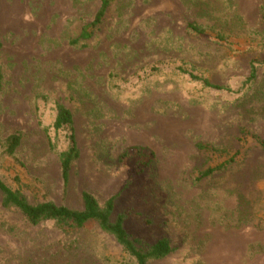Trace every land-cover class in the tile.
I'll list each match as a JSON object with an SVG mask.
<instances>
[{
    "label": "rangeland",
    "instance_id": "rangeland-1",
    "mask_svg": "<svg viewBox=\"0 0 264 264\" xmlns=\"http://www.w3.org/2000/svg\"><path fill=\"white\" fill-rule=\"evenodd\" d=\"M100 6L0 0L1 180L31 204L115 197L127 234L169 240L150 264H264V0H113L92 28ZM1 201L0 264H133L97 223L33 226Z\"/></svg>",
    "mask_w": 264,
    "mask_h": 264
},
{
    "label": "trees",
    "instance_id": "trees-1",
    "mask_svg": "<svg viewBox=\"0 0 264 264\" xmlns=\"http://www.w3.org/2000/svg\"><path fill=\"white\" fill-rule=\"evenodd\" d=\"M112 1L113 0H101L100 9L94 22L91 24L92 28H96V26L102 22ZM188 28L193 33L202 34L201 29L194 24H190ZM89 36L90 34L86 32L82 35V37ZM255 72L256 69L252 68L249 80L255 78ZM192 78L200 80L193 75ZM1 80L2 73L0 69V88ZM202 82L210 89L218 91L227 90L224 87L212 85L207 80H202ZM73 124V115L70 110L59 105L57 108V117L54 128L57 131L63 129H68L70 131L68 137L69 148L60 155V169L62 171V179L65 186L68 185L73 163L80 157ZM20 141L21 138L19 136H13L8 139V143L10 144V154L15 152L16 148L20 145ZM262 149L264 151V145H262ZM231 163L232 161H228L216 169H210L203 173L202 177H209L215 172L227 168ZM0 193L2 194V207L20 212L26 221L33 226H37L50 220L54 221L63 231L71 232L75 229H82L90 223H97L102 231L114 237L118 245L122 248V251L133 261V264H150L152 261L164 259L173 252V248L167 239H162L157 243L146 247L139 240L134 239L127 234L124 228V215H120L116 221H112L115 197L110 198L105 205L101 207L94 196L89 193H84L82 210H74L66 206H58L53 202L31 204L24 195L10 188L3 180H1V178Z\"/></svg>",
    "mask_w": 264,
    "mask_h": 264
}]
</instances>
